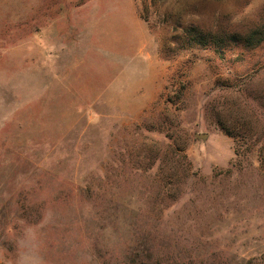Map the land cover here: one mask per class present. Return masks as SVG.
<instances>
[{
	"label": "rangeland",
	"instance_id": "374dc122",
	"mask_svg": "<svg viewBox=\"0 0 264 264\" xmlns=\"http://www.w3.org/2000/svg\"><path fill=\"white\" fill-rule=\"evenodd\" d=\"M0 264H264V0H0Z\"/></svg>",
	"mask_w": 264,
	"mask_h": 264
},
{
	"label": "water",
	"instance_id": "95a60500",
	"mask_svg": "<svg viewBox=\"0 0 264 264\" xmlns=\"http://www.w3.org/2000/svg\"><path fill=\"white\" fill-rule=\"evenodd\" d=\"M195 138H197L198 140H206L207 134H202V133L195 134Z\"/></svg>",
	"mask_w": 264,
	"mask_h": 264
}]
</instances>
